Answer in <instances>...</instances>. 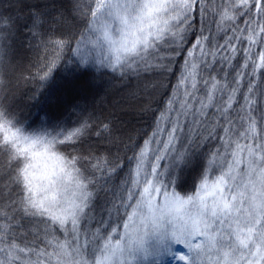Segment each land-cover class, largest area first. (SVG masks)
<instances>
[{"label": "snow or ice", "instance_id": "6c2138e0", "mask_svg": "<svg viewBox=\"0 0 264 264\" xmlns=\"http://www.w3.org/2000/svg\"><path fill=\"white\" fill-rule=\"evenodd\" d=\"M27 7L0 0V264H264V0Z\"/></svg>", "mask_w": 264, "mask_h": 264}, {"label": "trees", "instance_id": "16d2710c", "mask_svg": "<svg viewBox=\"0 0 264 264\" xmlns=\"http://www.w3.org/2000/svg\"><path fill=\"white\" fill-rule=\"evenodd\" d=\"M43 0H20V10H21V15L23 17H26L27 14H28V5H31V4H38V3H42ZM88 83L92 86L93 90H97L99 91V93L101 95L104 94V88H105V84H104V80L103 78L96 84H93L91 81H90V78L89 76L85 75V74H77L74 78H72L71 82H69L67 85H66V89H69L70 87H73L74 86H79L83 83ZM29 87L30 86H25L24 84H21L19 86V91H18V96H19V101L21 104L25 103L26 102V96L25 94L28 92L29 90ZM118 94V95H117ZM69 95V94H68ZM121 94L120 93H112L111 91L109 92V95H108V103L110 104L113 100H115L116 96H120ZM70 96V95H69ZM70 97H75V98H79L80 96L79 95H72ZM37 113H39V109H36ZM133 119L135 120L136 116L135 114H131L129 113L128 117L126 116L125 119Z\"/></svg>", "mask_w": 264, "mask_h": 264}, {"label": "rangeland", "instance_id": "374dc122", "mask_svg": "<svg viewBox=\"0 0 264 264\" xmlns=\"http://www.w3.org/2000/svg\"><path fill=\"white\" fill-rule=\"evenodd\" d=\"M92 91H93L92 86L90 84L86 83V82L83 83V84H81V85H79V86H74L73 87V85H72V87H70L69 89H67V92H68V94L70 96H72V95H79V96H81L84 93L90 94ZM119 99H120V96H118V97L116 96L115 100H119ZM129 103H132V102H129ZM129 113L135 114L134 110H131V109L129 110Z\"/></svg>", "mask_w": 264, "mask_h": 264}]
</instances>
